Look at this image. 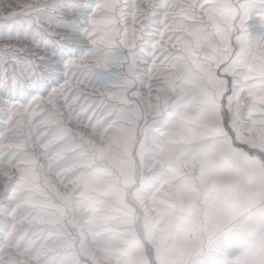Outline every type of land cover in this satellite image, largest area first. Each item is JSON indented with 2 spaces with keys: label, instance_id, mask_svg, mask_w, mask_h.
Instances as JSON below:
<instances>
[{
  "label": "snow or ice",
  "instance_id": "6c2138e0",
  "mask_svg": "<svg viewBox=\"0 0 264 264\" xmlns=\"http://www.w3.org/2000/svg\"><path fill=\"white\" fill-rule=\"evenodd\" d=\"M16 6L0 23V264H264V35L248 27L264 0ZM60 71L108 95L107 118L69 107L74 131Z\"/></svg>",
  "mask_w": 264,
  "mask_h": 264
},
{
  "label": "rangeland",
  "instance_id": "374dc122",
  "mask_svg": "<svg viewBox=\"0 0 264 264\" xmlns=\"http://www.w3.org/2000/svg\"><path fill=\"white\" fill-rule=\"evenodd\" d=\"M35 0H0V23L4 22V17L8 16L10 12L15 10L17 13H23L24 9L21 7H17V4H27V3H33ZM76 3H84L85 0H75ZM8 5H12L13 7H8ZM76 17L68 16V20L75 19ZM249 27V33L251 38H255L260 35H264V26H261L257 20L253 19L248 22ZM50 31H55L57 33H63L65 35H69L74 37L73 39H67L64 40L63 43L66 45L71 46H83L87 44L86 40L76 39L75 37L78 35L75 32H70L64 29H58V28H50ZM53 39H59L58 36L53 37ZM4 41H0V45H2ZM31 46V45H29ZM170 47V46H169ZM35 53L37 56H43L46 59L50 58V53H46L43 49H35ZM78 63H85L87 65H91V61L81 62L78 61ZM7 67V65H5ZM58 68L63 69V65H58ZM37 71L44 72L47 71L46 68L43 67V65H39L37 67ZM59 80V85H63L64 88L67 89L63 93L62 96L59 97V99H56V104L58 106H61V111L64 112L66 122L70 124L73 127V130H78L74 123V117L69 116L68 108L71 107L75 110L76 113H78L81 117L83 116H91L93 113L95 114L96 118H107L106 116H103V113L105 112V105L112 103L109 96L106 94H101L98 92H95L91 87H85L84 83H78L76 79L72 76L68 77L67 83H65V77L63 74V71L57 72L55 74ZM82 79V78H81ZM57 85V87H59ZM10 86V85H9ZM8 86H0V96H3L5 94V88ZM44 96V99L40 101V103L43 105V109H52V104L48 102L47 99V92L42 93ZM65 97H67V104H65ZM3 101L0 100V103ZM81 108L87 109V111H81ZM10 115V113L7 112L6 109H0V128L4 127L7 123L6 117ZM44 116V112L41 108H36L34 110V115H31L30 118L36 121V124L31 128V132L33 135L36 133L43 131L46 127V123L41 120V117ZM87 123V121H85ZM79 130L86 131L84 128H80ZM27 131V129H26ZM14 135L12 131H6L3 132L2 136L11 138ZM41 139L43 137H40ZM7 147V145H5ZM40 149H37L39 151ZM0 190H2V185H0ZM4 203H7V201H4ZM3 217H0V221H2ZM32 225H29L27 223H24L23 225H18V227H31Z\"/></svg>",
  "mask_w": 264,
  "mask_h": 264
}]
</instances>
